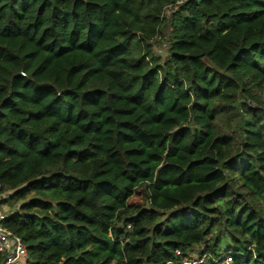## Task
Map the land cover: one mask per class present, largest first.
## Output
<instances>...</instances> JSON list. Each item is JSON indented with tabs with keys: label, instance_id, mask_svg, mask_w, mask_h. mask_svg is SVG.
Returning a JSON list of instances; mask_svg holds the SVG:
<instances>
[{
	"label": "trees",
	"instance_id": "obj_1",
	"mask_svg": "<svg viewBox=\"0 0 264 264\" xmlns=\"http://www.w3.org/2000/svg\"><path fill=\"white\" fill-rule=\"evenodd\" d=\"M4 193L29 264H264V0H0Z\"/></svg>",
	"mask_w": 264,
	"mask_h": 264
},
{
	"label": "built area",
	"instance_id": "obj_2",
	"mask_svg": "<svg viewBox=\"0 0 264 264\" xmlns=\"http://www.w3.org/2000/svg\"><path fill=\"white\" fill-rule=\"evenodd\" d=\"M179 3H182L180 1ZM171 8L168 10L170 11ZM8 193L0 195V200L6 198ZM7 216L0 215V254L5 257V264H29L28 252L20 237L14 235L4 226ZM180 256L181 252L177 251ZM206 259H211L210 255L200 258L198 255L185 257L181 262L169 264H205ZM216 264H232L233 255H226L214 260Z\"/></svg>",
	"mask_w": 264,
	"mask_h": 264
},
{
	"label": "rangeland",
	"instance_id": "obj_3",
	"mask_svg": "<svg viewBox=\"0 0 264 264\" xmlns=\"http://www.w3.org/2000/svg\"><path fill=\"white\" fill-rule=\"evenodd\" d=\"M166 48H167V45L164 44V43H159V44H156L155 46V52L157 54H159L160 56H162L163 58H165L167 56V53H166ZM17 210H19V203H11L7 200H5L4 202L3 201H0V215L3 214L5 216H9L11 214H13L14 212H16ZM201 248H195V254L197 255V253H199ZM194 255V256H196ZM115 264V263H113Z\"/></svg>",
	"mask_w": 264,
	"mask_h": 264
}]
</instances>
